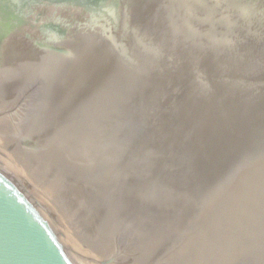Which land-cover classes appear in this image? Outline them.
<instances>
[{
  "label": "water",
  "instance_id": "95a60500",
  "mask_svg": "<svg viewBox=\"0 0 264 264\" xmlns=\"http://www.w3.org/2000/svg\"><path fill=\"white\" fill-rule=\"evenodd\" d=\"M0 264H264V0H0Z\"/></svg>",
  "mask_w": 264,
  "mask_h": 264
}]
</instances>
